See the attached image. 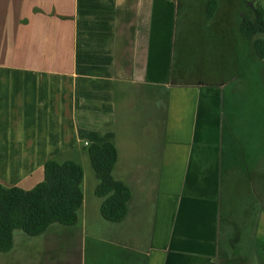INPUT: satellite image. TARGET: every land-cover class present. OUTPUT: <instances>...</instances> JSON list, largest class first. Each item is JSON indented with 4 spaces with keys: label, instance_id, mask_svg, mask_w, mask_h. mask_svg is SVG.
I'll return each instance as SVG.
<instances>
[{
    "label": "crops",
    "instance_id": "1",
    "mask_svg": "<svg viewBox=\"0 0 264 264\" xmlns=\"http://www.w3.org/2000/svg\"><path fill=\"white\" fill-rule=\"evenodd\" d=\"M179 3L0 0V183L31 180L79 138L115 145L113 176L131 191L119 223L83 194L79 264H230L247 226L223 198L244 170L224 146L222 92L171 77ZM151 126L159 138L143 154L126 141L121 159L118 135Z\"/></svg>",
    "mask_w": 264,
    "mask_h": 264
},
{
    "label": "rangeland",
    "instance_id": "2",
    "mask_svg": "<svg viewBox=\"0 0 264 264\" xmlns=\"http://www.w3.org/2000/svg\"><path fill=\"white\" fill-rule=\"evenodd\" d=\"M179 2L180 9L173 21L171 60L173 72L177 74L173 79L181 83L212 85L222 92L223 115L226 118L224 146L234 147V154L244 170L242 179H226L223 187V198L228 204L226 209L236 212L235 221L247 222L238 243L228 242V263L264 264V61L255 56L251 40L241 37L238 32L241 15L252 14L257 3L264 7V0H218V12L209 23L204 19L205 0ZM158 108L164 111L165 105L158 102ZM132 116L133 121H139L138 113L134 112ZM137 124L134 125L137 127ZM151 127L155 131L133 130L118 135L121 159L126 141L134 142L136 153L143 154L144 147L139 144L151 137L159 138L161 127ZM77 139L71 152L63 153L54 160L80 163L84 172L82 187L85 199L98 200L94 194L97 180L87 147L83 145V140L79 143ZM42 179L41 171L31 180L15 184L24 190H31ZM79 215L82 218V213ZM258 222L259 239L254 244L252 230ZM51 232L52 246L46 242L48 235L29 237L16 231L13 248L7 253H0V264H79V225L73 228L54 225Z\"/></svg>",
    "mask_w": 264,
    "mask_h": 264
},
{
    "label": "trees",
    "instance_id": "3",
    "mask_svg": "<svg viewBox=\"0 0 264 264\" xmlns=\"http://www.w3.org/2000/svg\"><path fill=\"white\" fill-rule=\"evenodd\" d=\"M203 6L205 21L212 22L218 12V0H205ZM238 32L251 40L255 56L264 61V7L257 3L252 14L243 13ZM175 76L172 67V79ZM86 152L97 180L94 194L101 200V217L111 223L122 222L128 214L131 191L113 176L118 158L115 145L112 142L90 144ZM83 179L80 163L48 160L43 165L42 181L31 190L0 183V253L13 248L16 231L38 237L54 225L75 226L83 207Z\"/></svg>",
    "mask_w": 264,
    "mask_h": 264
},
{
    "label": "built area",
    "instance_id": "4",
    "mask_svg": "<svg viewBox=\"0 0 264 264\" xmlns=\"http://www.w3.org/2000/svg\"><path fill=\"white\" fill-rule=\"evenodd\" d=\"M85 145L87 146L88 144H87V143H85Z\"/></svg>",
    "mask_w": 264,
    "mask_h": 264
}]
</instances>
